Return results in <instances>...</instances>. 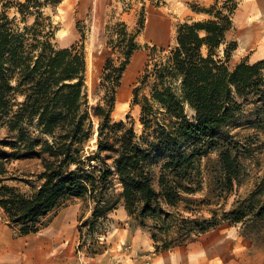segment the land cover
<instances>
[{
    "label": "trees",
    "instance_id": "trees-1",
    "mask_svg": "<svg viewBox=\"0 0 264 264\" xmlns=\"http://www.w3.org/2000/svg\"><path fill=\"white\" fill-rule=\"evenodd\" d=\"M61 1H0V128L9 132L0 141V211L9 226L21 236L36 234L50 214L84 199L92 206L85 225L93 228L122 201L130 218L150 226L158 251L185 246L223 224L259 230L264 177L258 191L226 204L245 177L239 156L252 150L241 151L235 136L222 132L236 125L245 106L264 103V61L231 65L239 48L229 38L233 0L222 7L228 13L217 6L197 10L209 18L179 25L168 50L151 49L132 102L141 107V133L111 117L139 33H129L125 23L113 29L108 45L120 57L107 60L99 100L91 104L84 48L54 43L45 9ZM95 135L96 153L87 156ZM215 151L219 169L210 173L206 196L196 199L205 189L202 161ZM24 159L40 161L28 192L4 184L18 180L8 176V162ZM114 181L122 200L111 194ZM222 200L226 205L209 208Z\"/></svg>",
    "mask_w": 264,
    "mask_h": 264
},
{
    "label": "rangeland",
    "instance_id": "rangeland-1",
    "mask_svg": "<svg viewBox=\"0 0 264 264\" xmlns=\"http://www.w3.org/2000/svg\"><path fill=\"white\" fill-rule=\"evenodd\" d=\"M226 1L62 0L55 7L48 6L45 12L52 18L54 43L59 48H70L73 45L79 49L84 48L91 104L99 100L98 87L107 60L112 58L117 62L120 57L119 53L114 52L108 45L113 29L117 24L125 23L129 33H139L136 39L138 50L125 70L111 117L114 122L133 123L136 131L141 133V107L133 105L132 102L134 91L139 87V80L150 63L151 49L157 47L168 50L175 45L179 25L209 18L205 13L197 12L199 9L217 6L218 9L224 10V13H228L222 8ZM256 2L233 0L229 3V6L236 5L232 16L234 29L229 38L239 43V48L232 57V66L243 59H248L250 63L264 61V15L256 21L261 24V31L254 28L251 33L245 27L254 21L253 17L246 19L245 13L254 8ZM147 92L148 90L144 91ZM188 114L192 117L194 113L189 110ZM222 134V138L235 136L241 151L245 148L252 150L251 155L239 156V161L245 168V177L243 184L235 187L233 195L226 203L227 208H230L236 199L246 197L253 190L258 191L257 186L262 183L264 177V103L245 106L236 125L223 130ZM7 136V127H1L0 141ZM96 149L95 135L86 147L87 156L94 155ZM97 164L93 162L92 165ZM202 164L205 171V189L194 196L196 199L206 196L210 173L219 169L218 152L215 151L203 159ZM7 168L10 172L8 176L18 180H9L4 184L28 192L31 187L27 182L34 179L33 174L39 172L40 161L13 160L8 162ZM114 183L111 194L114 199L122 200L121 187L116 181ZM224 204L225 201L222 200L219 205L209 208H220ZM207 210L208 208H204L201 214L209 217ZM91 217L92 206L84 199H72L65 207L50 214L46 233H60L62 236L65 264H264V224L260 226V232L255 229L251 233L245 232L241 224H223L185 246L158 251L151 238L150 226L143 228L130 218L122 201L118 208L105 220H99L93 228L85 225ZM7 231L11 240L24 237L9 226L0 211V234Z\"/></svg>",
    "mask_w": 264,
    "mask_h": 264
},
{
    "label": "crops",
    "instance_id": "crops-1",
    "mask_svg": "<svg viewBox=\"0 0 264 264\" xmlns=\"http://www.w3.org/2000/svg\"><path fill=\"white\" fill-rule=\"evenodd\" d=\"M254 8L245 13L246 19L254 21L245 26L252 33L254 28L262 30L261 24L256 22L264 15V0H256ZM47 228L36 234H30L17 240H11L9 231L0 234V264H65L63 260L64 243L60 233L48 234ZM47 234V235H46ZM55 255L54 257H52ZM1 259V258H0ZM72 264V262L70 263Z\"/></svg>",
    "mask_w": 264,
    "mask_h": 264
}]
</instances>
